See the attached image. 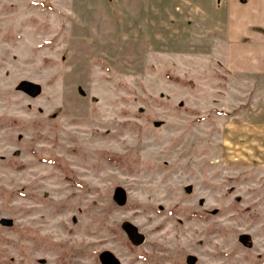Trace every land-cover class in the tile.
Masks as SVG:
<instances>
[{
  "label": "rangeland",
  "instance_id": "rangeland-1",
  "mask_svg": "<svg viewBox=\"0 0 264 264\" xmlns=\"http://www.w3.org/2000/svg\"><path fill=\"white\" fill-rule=\"evenodd\" d=\"M183 1L0 0V264H264V77Z\"/></svg>",
  "mask_w": 264,
  "mask_h": 264
},
{
  "label": "crops",
  "instance_id": "crops-1",
  "mask_svg": "<svg viewBox=\"0 0 264 264\" xmlns=\"http://www.w3.org/2000/svg\"><path fill=\"white\" fill-rule=\"evenodd\" d=\"M197 0H184L196 6ZM221 23V46L228 72L264 77V0H206ZM190 12V8L187 10ZM209 13V12H208Z\"/></svg>",
  "mask_w": 264,
  "mask_h": 264
},
{
  "label": "water",
  "instance_id": "water-1",
  "mask_svg": "<svg viewBox=\"0 0 264 264\" xmlns=\"http://www.w3.org/2000/svg\"><path fill=\"white\" fill-rule=\"evenodd\" d=\"M112 256V254H110V253H108V254H105V255H103L102 257H101V259H102V263L103 264H106V259L108 258V257H111ZM115 260V258L112 256V261H114Z\"/></svg>",
  "mask_w": 264,
  "mask_h": 264
}]
</instances>
